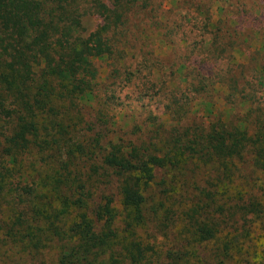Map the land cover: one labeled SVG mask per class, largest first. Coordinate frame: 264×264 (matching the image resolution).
Here are the masks:
<instances>
[{
    "label": "trees",
    "instance_id": "trees-1",
    "mask_svg": "<svg viewBox=\"0 0 264 264\" xmlns=\"http://www.w3.org/2000/svg\"><path fill=\"white\" fill-rule=\"evenodd\" d=\"M173 1L0 0V264H264V0Z\"/></svg>",
    "mask_w": 264,
    "mask_h": 264
},
{
    "label": "rangeland",
    "instance_id": "rangeland-1",
    "mask_svg": "<svg viewBox=\"0 0 264 264\" xmlns=\"http://www.w3.org/2000/svg\"><path fill=\"white\" fill-rule=\"evenodd\" d=\"M165 6L167 7V9H171V8H175L176 4L174 3L173 0H166L165 2ZM214 22H216L217 20L220 19V10L218 9V5L215 6L214 10ZM101 24V19L98 17V16H88L84 19V27L85 29L87 30V33L90 34L91 32L95 31L98 26ZM256 46H260L259 43H256L255 44ZM154 46H155V51H156V54L162 58H165L167 59L169 57V55L172 53V48L168 45H166L165 42L163 41H160L159 39H155V43H154ZM236 56H237V60L239 62H246L248 61V58L246 57V55H244L243 53L241 52H236L235 53ZM108 63H105L104 61L102 62H99V67H100V70H101V77L100 79L98 80L97 82V90L98 92H100L105 84V80L108 76ZM217 92H219L220 94H218V98L216 97V110H219V111H223L225 110V104L223 102V96H224V92H225V89L222 88V87H217ZM200 114L203 115V114H207L205 110H202L200 111ZM112 116H114L115 118V122H117L118 124V128H117V131H121L122 132V137L126 139V142H129L131 140V138L135 139V140H141L139 142H143V138H144V135L145 134H137V137H133L130 134H128V129H129V126L133 127L134 126H142L143 127V120H144V116H141L140 117H137L138 114L134 113L132 111V109L130 108H127V109H124V110H116V111H113V113L111 114ZM81 117L84 119V117L86 118V124H83L84 127H82L83 125H81V127L79 128L84 134H94L95 131H97L96 129V123L91 120L86 114H81ZM164 118V121L165 122H170V118L168 116L166 117H163ZM144 123V122H143ZM123 127V129H122ZM96 129V130H95ZM100 130V129H99ZM127 132V135L125 134ZM105 134H108L109 132L108 131H105L104 132ZM141 136V137H140ZM260 188L258 186L256 187H253L252 190H259ZM113 192H115V190H113ZM258 194H261V191H258L257 192ZM115 195L117 193H114ZM51 258H52V254H50L48 256V259H47V262L49 264H54L51 262ZM12 264V263H11ZM22 264H32L29 260L28 261H22Z\"/></svg>",
    "mask_w": 264,
    "mask_h": 264
}]
</instances>
